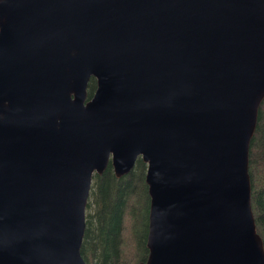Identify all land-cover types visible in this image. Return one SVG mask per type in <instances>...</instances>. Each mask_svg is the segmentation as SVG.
Returning a JSON list of instances; mask_svg holds the SVG:
<instances>
[{
    "label": "water",
    "instance_id": "water-1",
    "mask_svg": "<svg viewBox=\"0 0 264 264\" xmlns=\"http://www.w3.org/2000/svg\"><path fill=\"white\" fill-rule=\"evenodd\" d=\"M263 99L264 0H0V264H86L92 175L138 159L137 264H264Z\"/></svg>",
    "mask_w": 264,
    "mask_h": 264
},
{
    "label": "trees",
    "instance_id": "trees-1",
    "mask_svg": "<svg viewBox=\"0 0 264 264\" xmlns=\"http://www.w3.org/2000/svg\"><path fill=\"white\" fill-rule=\"evenodd\" d=\"M94 85L93 82L90 93ZM257 140L260 149L253 157L252 147H254V142ZM139 165L142 168L145 167V163L140 159L135 162L134 168ZM134 168L130 171L131 173L129 172L130 174L115 178L111 165H108L106 169L109 178L99 180L98 175H96V178L93 177L90 198L92 202L96 199L95 202L98 203L101 214H96L97 220L92 219L89 221L88 229L86 226L84 231L80 252L86 264H136L146 259L148 254L146 242L149 212V194L146 183L143 184L146 188L144 206L147 209L144 210L145 218L144 220L140 219L143 208L139 205L138 224L133 227V237L137 251L136 258H131L128 261L124 255L123 218L125 216L133 221L137 207V202L131 204V200H129L131 195L134 194L136 182H133L135 180L132 174ZM143 173L144 170L141 171V174ZM249 177L251 185L250 199L255 227L264 244V99L258 110L256 128L249 146ZM98 215H100L99 218ZM92 222H94V225H92ZM92 229L93 231H91Z\"/></svg>",
    "mask_w": 264,
    "mask_h": 264
},
{
    "label": "rangeland",
    "instance_id": "rangeland-1",
    "mask_svg": "<svg viewBox=\"0 0 264 264\" xmlns=\"http://www.w3.org/2000/svg\"><path fill=\"white\" fill-rule=\"evenodd\" d=\"M260 149V144H258V140L254 142V147H252L253 150V157L254 155L259 151ZM145 169H146V164L145 167L142 168L140 165L137 166L136 168H134L133 171V178H135V176H137V180L135 182V188H134V194L131 195V197L129 198V200H131V204H134L137 202L136 204V208H137V212L135 214V218L133 221H130V219L128 217L123 218V231H122V239L124 240V255L126 256L125 259H127L128 261L132 258L135 259L136 258V246H135V242H134V237H133V233H134V229L133 227H135L138 224L137 218L139 217V213H138V208L139 205H141V207L143 208L142 212H141V216L140 219L144 220L145 218V212L144 210L147 209V207L144 206L145 203V196H146V188L144 187V174H145ZM144 170V173L141 174V171ZM92 208H90L91 210ZM253 212V211H252ZM101 214V211L98 209V203L96 204V206H93V209L91 210L90 214ZM100 216V215H98ZM92 225H94V222H92ZM94 229V228H93ZM93 229L91 231H93Z\"/></svg>",
    "mask_w": 264,
    "mask_h": 264
},
{
    "label": "flooded vegetation",
    "instance_id": "flooded-vegetation-1",
    "mask_svg": "<svg viewBox=\"0 0 264 264\" xmlns=\"http://www.w3.org/2000/svg\"><path fill=\"white\" fill-rule=\"evenodd\" d=\"M94 82V84L96 83V81H95V79L94 78H90L89 79V82H88V91L87 92H90L91 91V84ZM94 89H95V85H94V88L92 89V92L90 93V95H92L93 94V92H94ZM132 170V169H131ZM130 170V171H131ZM129 171V172H130ZM128 172V173H129ZM128 173H126L125 175H123V176H126ZM131 173V172H130ZM129 173V174H130ZM113 174H114V177L115 178H120V177H117L116 175H115V173L113 172ZM96 175H98V178H99V180L100 179H107V178H109V173L107 172V169L105 168V170H103L101 173H96V172H94L93 173V175H92V179H93V177L94 178H96ZM135 180L133 181V182H135L136 180H137V176H135V178H134ZM144 181H145V175H144ZM132 182V183H133ZM92 183V182H91ZM146 183V182H145ZM90 192H91V186H90V190H89V195H88V198H87V202H86V206H85V228H86V226H87V229H88V224H89V221H91L92 219H94V221H96L97 220V216H96V214H90L91 213V210H90V208H92L93 209V206H96V202H95V200L92 202V200H91V198H90ZM125 202H127L126 200H125ZM127 206V205H126ZM136 212H137V208H136ZM100 216H98V218H99ZM85 231V230H84Z\"/></svg>",
    "mask_w": 264,
    "mask_h": 264
}]
</instances>
